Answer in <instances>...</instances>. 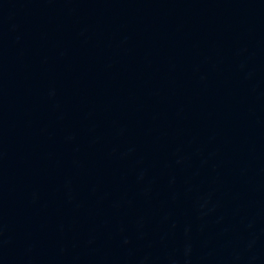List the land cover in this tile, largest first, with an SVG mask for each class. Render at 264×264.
I'll return each mask as SVG.
<instances>
[{
	"label": "water",
	"instance_id": "obj_1",
	"mask_svg": "<svg viewBox=\"0 0 264 264\" xmlns=\"http://www.w3.org/2000/svg\"><path fill=\"white\" fill-rule=\"evenodd\" d=\"M0 242L264 264V0H0Z\"/></svg>",
	"mask_w": 264,
	"mask_h": 264
}]
</instances>
